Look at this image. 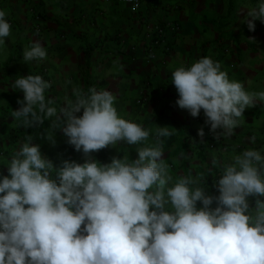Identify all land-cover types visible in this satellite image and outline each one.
<instances>
[{
  "label": "clouds",
  "instance_id": "clouds-1",
  "mask_svg": "<svg viewBox=\"0 0 264 264\" xmlns=\"http://www.w3.org/2000/svg\"><path fill=\"white\" fill-rule=\"evenodd\" d=\"M257 20L264 22V0L248 9L250 31ZM10 29L0 9V46ZM46 57V48L35 40L23 60ZM171 84L179 108L194 118L203 110L218 139L231 136L257 99L264 102V92L249 93L210 57L176 69ZM10 87L24 94L11 113L14 119L29 128L50 119L47 140L62 130L85 157L120 141L135 145L149 138V130L118 115L111 91L77 92L74 101L58 108L46 98L51 85L40 75L20 76ZM198 134L203 137L204 129ZM157 135L172 133L159 127ZM137 152L131 162L86 159L65 161L57 169L29 136L8 160V175L0 174V264H264L260 151L245 150L233 158L217 181L218 196L193 189L187 177L169 187L161 146ZM248 197H257L254 215Z\"/></svg>",
  "mask_w": 264,
  "mask_h": 264
},
{
  "label": "crops",
  "instance_id": "crops-1",
  "mask_svg": "<svg viewBox=\"0 0 264 264\" xmlns=\"http://www.w3.org/2000/svg\"><path fill=\"white\" fill-rule=\"evenodd\" d=\"M178 1L144 0L135 16L116 0H0V9L11 25L10 36L0 46V174L8 175L6 164L26 141L24 135L30 129L11 115L20 107L18 101L24 94L10 85L28 75H40L50 83L45 95L58 108L74 101L77 92L111 91L118 115L150 132L149 138L138 144L120 141L85 157L82 151L77 154L62 130L55 131L53 141L47 140L52 121L45 118V143L57 169L63 167L57 157L60 150L71 162L82 164L92 159L110 164L114 158L131 162L138 158L139 149L161 146L171 177L169 187L187 177L194 181L193 189L203 187L207 195L218 196L217 181L236 155L245 150L264 155V102L259 99L245 110L231 136L220 139L205 123L203 110L194 118L176 104L172 73L202 57L219 63L221 71L227 72L230 80L241 82L249 93L264 92V78L257 75L264 69L261 54L243 47L238 51L234 44L219 45L221 36L210 35L208 28L194 25L189 16L173 8ZM144 20L181 27L180 32L169 35L170 51L159 48L152 64L146 63ZM35 40L46 48L47 57L25 62L24 52ZM134 47H138L136 52ZM142 96L148 99L145 105L138 104ZM159 127H168L172 135L158 136ZM201 128L203 137L198 134ZM52 175L55 178V171ZM256 199L248 197L253 215ZM197 206L202 207L201 202Z\"/></svg>",
  "mask_w": 264,
  "mask_h": 264
},
{
  "label": "rangeland",
  "instance_id": "rangeland-1",
  "mask_svg": "<svg viewBox=\"0 0 264 264\" xmlns=\"http://www.w3.org/2000/svg\"><path fill=\"white\" fill-rule=\"evenodd\" d=\"M255 3L252 0H236L235 8L231 15L228 14V0H179L173 8H176L175 10L180 12V14L185 13L189 16L190 21L194 25L197 24L208 28L210 35L221 36V42L218 40L219 45L234 44L235 46L243 39L242 33L247 27L245 18L247 17L248 9L254 7ZM228 18V21H222ZM248 19L251 18L248 17ZM215 21L220 22V24H215ZM218 26L223 28L220 29ZM252 42L258 48L261 60H264V38L259 37ZM257 75L258 78H264V69H260ZM57 157L62 162V165L65 161L71 162L62 150L57 152ZM78 160H81V158L79 157Z\"/></svg>",
  "mask_w": 264,
  "mask_h": 264
},
{
  "label": "built area",
  "instance_id": "built-area-1",
  "mask_svg": "<svg viewBox=\"0 0 264 264\" xmlns=\"http://www.w3.org/2000/svg\"><path fill=\"white\" fill-rule=\"evenodd\" d=\"M109 1V0H106ZM120 4H124L129 7L130 12L137 16L140 14L144 0H116ZM145 23V34H144V49L146 54V63L152 64L156 61L158 56V49L162 48L166 52L170 51V33H178L181 31L179 24H168L162 25L160 23H150L147 20H144ZM138 47H134L133 50L136 52ZM148 102V99L145 96H142L138 100L139 105H145Z\"/></svg>",
  "mask_w": 264,
  "mask_h": 264
},
{
  "label": "trees",
  "instance_id": "trees-1",
  "mask_svg": "<svg viewBox=\"0 0 264 264\" xmlns=\"http://www.w3.org/2000/svg\"><path fill=\"white\" fill-rule=\"evenodd\" d=\"M253 2H256V0H252ZM235 2L236 0H228V14H232V12L234 11L235 8ZM229 18L227 20H222L224 21H228ZM221 21V22H222ZM222 22V23H223ZM215 24H220V22H216ZM256 27H255V31H250L248 29V26L246 27V29L244 30V32L242 33V41L239 42L238 44H235V47L237 48V50L239 51V49L241 50L242 47L247 49V50H252V52L256 51V53H258V48L256 46H254L253 44V40L256 38H264V22H261L259 20L255 21ZM218 28L222 29V26H218ZM221 39V38H220ZM219 39V40H220ZM222 40V39H221ZM32 137V141L34 144H39L41 147V152L42 154L47 158L50 159V155L48 153V149L46 147V132L44 131V127L42 124H39L37 126H34L32 128H30L26 134L24 135V137L27 139L28 137Z\"/></svg>",
  "mask_w": 264,
  "mask_h": 264
}]
</instances>
